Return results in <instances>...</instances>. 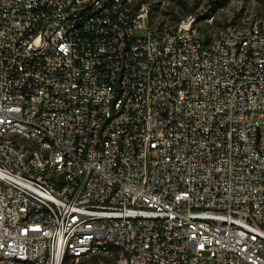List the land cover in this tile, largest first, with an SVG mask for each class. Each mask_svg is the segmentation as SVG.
Segmentation results:
<instances>
[{
  "label": "built area",
  "instance_id": "obj_1",
  "mask_svg": "<svg viewBox=\"0 0 264 264\" xmlns=\"http://www.w3.org/2000/svg\"><path fill=\"white\" fill-rule=\"evenodd\" d=\"M149 12L0 0V264H264V22Z\"/></svg>",
  "mask_w": 264,
  "mask_h": 264
},
{
  "label": "rangeland",
  "instance_id": "obj_2",
  "mask_svg": "<svg viewBox=\"0 0 264 264\" xmlns=\"http://www.w3.org/2000/svg\"><path fill=\"white\" fill-rule=\"evenodd\" d=\"M150 7L146 21L149 34L173 28L184 13L195 15L196 27L205 42H213L229 23L264 22V0H142ZM66 264H94L92 259H68Z\"/></svg>",
  "mask_w": 264,
  "mask_h": 264
},
{
  "label": "trees",
  "instance_id": "obj_3",
  "mask_svg": "<svg viewBox=\"0 0 264 264\" xmlns=\"http://www.w3.org/2000/svg\"><path fill=\"white\" fill-rule=\"evenodd\" d=\"M189 13H190L189 11H188V12H186V13H184V16H187V15H189ZM180 20H181V18H177V22H178V21H180ZM68 259H69V258H67V260H68ZM67 260H66V261H67ZM66 261H65V263H64V264H66ZM92 261H94V264H96V259H95V258H92Z\"/></svg>",
  "mask_w": 264,
  "mask_h": 264
}]
</instances>
